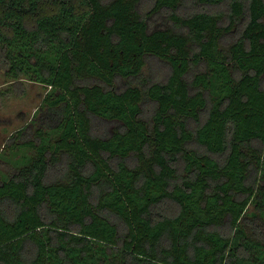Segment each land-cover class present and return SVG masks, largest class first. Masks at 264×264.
Returning a JSON list of instances; mask_svg holds the SVG:
<instances>
[{"label":"trees","instance_id":"obj_1","mask_svg":"<svg viewBox=\"0 0 264 264\" xmlns=\"http://www.w3.org/2000/svg\"><path fill=\"white\" fill-rule=\"evenodd\" d=\"M0 64V264H264V0H0Z\"/></svg>","mask_w":264,"mask_h":264},{"label":"rangeland","instance_id":"obj_2","mask_svg":"<svg viewBox=\"0 0 264 264\" xmlns=\"http://www.w3.org/2000/svg\"><path fill=\"white\" fill-rule=\"evenodd\" d=\"M155 68V75L159 78L160 73L165 74L167 71L163 66L158 68L156 65ZM5 73L6 70L0 64V180L10 178L18 169L13 161L21 154L13 153L8 144L12 138L18 137L19 131L26 128L32 130L31 134L28 133L30 136L34 134L36 126H32V123L41 115L39 110L50 91V87L28 80L20 83L9 81ZM98 131L103 133L105 129L101 127ZM24 154L29 155V158L34 155L32 152ZM169 207L172 205H164L166 209Z\"/></svg>","mask_w":264,"mask_h":264}]
</instances>
